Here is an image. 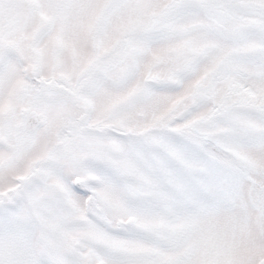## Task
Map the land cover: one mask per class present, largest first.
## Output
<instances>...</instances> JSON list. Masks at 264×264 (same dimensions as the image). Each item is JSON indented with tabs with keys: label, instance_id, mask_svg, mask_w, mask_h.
Returning a JSON list of instances; mask_svg holds the SVG:
<instances>
[{
	"label": "snow or ice",
	"instance_id": "1",
	"mask_svg": "<svg viewBox=\"0 0 264 264\" xmlns=\"http://www.w3.org/2000/svg\"><path fill=\"white\" fill-rule=\"evenodd\" d=\"M0 264H264V0H0Z\"/></svg>",
	"mask_w": 264,
	"mask_h": 264
}]
</instances>
